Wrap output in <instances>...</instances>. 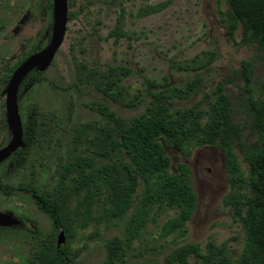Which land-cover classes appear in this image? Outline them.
<instances>
[{"label":"rangeland","instance_id":"rangeland-1","mask_svg":"<svg viewBox=\"0 0 264 264\" xmlns=\"http://www.w3.org/2000/svg\"><path fill=\"white\" fill-rule=\"evenodd\" d=\"M49 0H0V148L11 140L6 123V86L1 81L3 68L17 62L32 44L50 28ZM154 7L157 12L140 16V11ZM226 0H69V20L64 43L53 65L43 74L44 80L23 92L19 99L20 114L26 128L33 120L36 128L26 164L16 168L7 164L0 168L3 183L12 188L31 185L39 195L56 197L62 186L61 168L79 156L96 158L93 135L78 136L84 125H107L108 117L101 108L115 114L127 126L145 111L153 94L162 90H186L200 84L198 93L188 100H174L173 109L189 108L211 98L223 85L234 110L235 121L246 127L244 141L257 140L250 128L248 107L259 97L264 85V53L256 44L242 41V29L231 39L222 23ZM31 11L30 19L15 35L13 31ZM122 19L125 36H111ZM47 45V43H45ZM44 45V46H45ZM212 62L209 64V62ZM243 62L253 68L252 83L247 86ZM109 67L116 70L117 100L106 97L98 85L101 74ZM99 75L89 78V75ZM207 108L208 105L204 104ZM172 159V170L186 164L198 198V207L185 235L161 238V228L174 210L152 213V221L144 237L136 241L125 264L147 262L163 264L164 258L186 243H197L204 249L208 242L227 244L238 255L244 247V232L226 204L230 195L248 193V165L236 147L242 178L231 183L224 153L217 147L194 144L182 152L165 145ZM100 165V160L95 159ZM91 219L85 226L78 218L73 235L65 234L74 264H111L107 242L123 237L125 225L138 206L142 188L138 190L132 211L120 220H110L105 214L106 185L98 178ZM76 203L72 204L75 207ZM0 212L22 216L19 231L0 232V264H29L43 237L55 234L53 222L28 195L12 196L0 193ZM155 220V221H154ZM64 245V246H65ZM194 262V261H193ZM124 264V263H115Z\"/></svg>","mask_w":264,"mask_h":264},{"label":"trees","instance_id":"trees-1","mask_svg":"<svg viewBox=\"0 0 264 264\" xmlns=\"http://www.w3.org/2000/svg\"><path fill=\"white\" fill-rule=\"evenodd\" d=\"M228 9L222 13V23L229 37L235 40L239 28L242 29V41L256 44L264 53V0H226ZM159 8L148 7L140 11V16H148ZM47 11L51 17L50 28L40 38L38 44H32L30 51L15 63L4 66L1 81L7 86L14 71L29 56L39 52L48 43L53 25V0H49ZM76 13L69 15L73 19ZM4 25L0 22V30ZM111 36H125L122 19L118 20ZM212 62L210 61L209 64ZM247 86L252 83L253 68L250 62H243ZM44 73L32 72L23 82L19 99L25 90L42 82ZM116 70L109 67L101 74L98 89L112 100H117L119 93L115 89ZM99 75L91 72L89 78ZM199 83V82H198ZM189 85L186 90L168 89L153 94L152 101L145 111L127 126L106 108L102 114L108 117L107 125L88 124L81 126L78 136L93 135L98 150L96 158L79 156L61 168L62 182L71 181L70 187L62 186L56 197L39 195L31 186L12 188L3 183L0 175V193L12 196L17 192L28 195L40 210L53 222L55 232L63 231L67 237L73 235L72 228L78 218L86 226L91 219L94 205L95 184L99 179L107 188L105 214L110 220H120L132 211L138 190L142 193L138 206L131 220L125 225L123 237L115 236L106 246L107 259L111 264L126 263L133 245L141 240L152 213L169 209L175 216L169 218L161 228V238L172 235H185L189 222L197 207L198 198L191 179V170L186 164L177 165L172 170V159L167 154L165 145L176 150L186 151L192 144L198 147H217L224 153L225 166L231 183L241 182V165L236 154L238 147L248 165V193L230 195L226 204L232 209V216L241 223L244 232V247L235 255L227 244L217 245L208 242L203 249L200 244L186 243L171 251L163 264H264V85L262 94L252 98L248 107L250 128L257 140L251 145L244 141L246 127L235 121L232 103L219 85L211 98L192 107L173 109L174 100H188L198 93L200 84ZM207 104L208 107H203ZM36 128L33 120L25 128L26 148L19 149L0 168L11 164L16 168L24 166L28 160L31 143L35 139ZM100 160L101 164L95 160ZM76 203L75 207L72 204ZM12 213V212H11ZM22 221V216H17ZM155 221V220H154ZM21 227L0 228V232L19 231ZM39 248L29 260V264H74L68 246L58 247L56 235L40 236ZM194 261V262H193ZM137 264H153L140 262Z\"/></svg>","mask_w":264,"mask_h":264},{"label":"water","instance_id":"water-1","mask_svg":"<svg viewBox=\"0 0 264 264\" xmlns=\"http://www.w3.org/2000/svg\"><path fill=\"white\" fill-rule=\"evenodd\" d=\"M53 30L49 43L39 52L29 56L14 71L9 80L3 95L6 98V120L12 138L10 142L0 149V165L10 159L19 149L26 148L24 141V123L20 114L19 91L25 79L32 72H46L54 63L55 58L61 49L69 22V0L53 1ZM28 12L20 21V25L13 33L16 35L21 26L29 20ZM22 222L11 212H0V228H14L21 226ZM65 245V233L60 232L58 247Z\"/></svg>","mask_w":264,"mask_h":264},{"label":"flooded vegetation","instance_id":"flooded-vegetation-1","mask_svg":"<svg viewBox=\"0 0 264 264\" xmlns=\"http://www.w3.org/2000/svg\"><path fill=\"white\" fill-rule=\"evenodd\" d=\"M53 1H54V0H53ZM53 10H54V6H53ZM28 12H30V15H31V11H28ZM28 12H27V13H28ZM27 13H26V14H27ZM22 19H23V18H22ZM29 19H30V17H29ZM53 21H54V16H53ZM27 22H28V21H27ZM27 22H26V23H27ZM19 25H20V24H19ZM24 25H25V24H24ZM22 26H23V25H22ZM22 26H21V27H22ZM17 27H18V26H17ZM17 27H16V28H17ZM20 29H21V28H20ZM52 30H53V25H52ZM51 35H52V31H51ZM50 39H51V36H50ZM49 41H50V40H49ZM48 43H49V42H48ZM48 43H47V44H48ZM45 46H46V45H45ZM45 46H44V47H45ZM19 92H20V91H19ZM6 123H7V120H6ZM23 123H24V122H23ZM7 126H8V125H7ZM8 128H9V127H8ZM9 132H10V130H9ZM10 133H11V132H10ZM11 136H12V135H11ZM24 137H25V127H24ZM11 138H12V137H11ZM4 147H5V146H4ZM1 148H3V147H1ZM1 148H0V149H1ZM8 160H9V159H8ZM8 160H7V161H8ZM5 162H6V161H5ZM5 162H4V163H5ZM4 163H3V164H4ZM3 164H1V165H3ZM1 165H0V166H1ZM21 222H22V221H21ZM19 227H20V226H19Z\"/></svg>","mask_w":264,"mask_h":264}]
</instances>
